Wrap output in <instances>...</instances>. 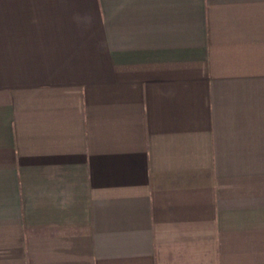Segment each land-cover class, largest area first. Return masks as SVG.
Listing matches in <instances>:
<instances>
[{
    "label": "crops",
    "instance_id": "obj_1",
    "mask_svg": "<svg viewBox=\"0 0 264 264\" xmlns=\"http://www.w3.org/2000/svg\"><path fill=\"white\" fill-rule=\"evenodd\" d=\"M0 264H264V0H0Z\"/></svg>",
    "mask_w": 264,
    "mask_h": 264
}]
</instances>
